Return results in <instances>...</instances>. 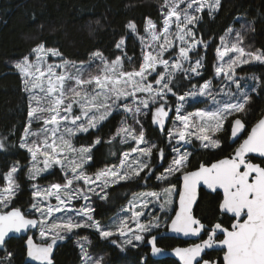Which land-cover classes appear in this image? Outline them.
<instances>
[{
  "label": "snow or ice",
  "instance_id": "1",
  "mask_svg": "<svg viewBox=\"0 0 264 264\" xmlns=\"http://www.w3.org/2000/svg\"><path fill=\"white\" fill-rule=\"evenodd\" d=\"M221 2L162 0L158 5L160 20L146 18L143 35L137 24L129 21L126 28L141 44L139 56H128L125 37L115 43L121 55L110 59L96 50L87 62L68 60L58 48L40 41L14 63L22 90L28 95L27 123L19 138V148L30 157L27 178L36 181L58 168L64 182L47 187L33 183L30 206L22 210L16 206L21 191L17 177L24 165L14 162L7 172L0 173V180L5 181L0 184V250L5 253L0 264H14V253L5 247L10 233L39 228L42 242L28 236L27 256L41 264H52L57 241L77 229H92L121 249L135 248L136 242L145 240V234L161 226L162 219L170 221L171 231L200 241L174 249L183 264H264V116L248 127L246 118L257 88L236 74L241 65L264 64V50L246 49L244 34L236 31L232 40L228 36L233 29H227V35L219 38L213 73V79L219 77L224 83L218 92L213 91L212 79L199 83L205 57L198 49L202 46L206 50L208 42L194 29L205 10L211 15L220 9ZM39 28L42 30L43 25ZM259 86L264 91V80ZM185 87L188 91L183 92ZM220 94L226 99L218 98ZM197 97L206 98L205 107L187 111L185 105ZM120 112L126 118L106 141L96 136L89 144L76 143L84 134L99 132ZM128 116L133 124L127 122ZM149 118L161 132L166 130L170 149L171 159L159 175L155 169L163 167L159 161L167 154L146 137L144 122ZM229 130L230 137L226 138L237 144L231 154L189 167V145L199 142L205 150L221 149ZM114 142L127 146L119 155L109 149L118 164H106L89 174L97 146ZM4 148L0 139V149ZM252 154H259V163ZM177 174L179 183H172ZM152 176L168 186L159 192L133 194L121 210L122 217L110 225L95 218L94 197L108 201L114 186L141 179L147 182ZM201 187L216 193L215 207L207 211L199 209ZM81 200L84 203L79 207L72 203ZM153 204L158 205L163 218L145 212ZM86 242L84 237L79 243L82 264H104L103 258H93ZM148 242L153 253L161 251L155 235H150ZM207 249L221 252L222 257L205 260L202 253Z\"/></svg>",
  "mask_w": 264,
  "mask_h": 264
},
{
  "label": "trees",
  "instance_id": "2",
  "mask_svg": "<svg viewBox=\"0 0 264 264\" xmlns=\"http://www.w3.org/2000/svg\"><path fill=\"white\" fill-rule=\"evenodd\" d=\"M162 0H0V139L4 140L5 148L0 149V173L7 172L14 163L24 165V170L17 177L21 191L18 194L17 207L26 210L30 206L31 189L27 180V166L29 155L26 150L19 148V138L27 123L28 95L22 90L21 77L18 71L10 64L27 55L30 49L40 41H44L48 47L58 48L64 57L71 61H87L92 52L100 50L105 56L114 58L121 55L115 49V43L125 37L128 56H139L140 43L135 35L129 32L126 25L134 21L140 33H143L146 18L154 21L160 20L159 7ZM203 19L196 25L197 36H202L208 42V48L203 50L205 57L204 80L212 79L214 65L217 63L216 49L220 44V37L227 34V29L240 26V20L248 23L249 28L242 31L244 34V47L256 51L264 50V0H222L221 7L215 13L209 15L207 11ZM35 16V19H33ZM43 25V29L39 25ZM254 29V30H249ZM238 71L246 75L249 85L257 88L253 95L249 112L246 118L248 127L255 123L264 113V91L260 89V82L264 80V64L253 62L238 68ZM253 77L260 78L253 80ZM197 81H193L196 83ZM187 84V81H183ZM214 83V81H213ZM188 88H183V92ZM202 100L189 105V109L203 106ZM120 114H114L99 132H91L82 135L76 143L89 144L96 136L107 140L120 126L123 118ZM146 137L158 147L164 148L166 158L159 161L163 167L155 169L159 175L168 166L171 159L170 149L164 140V134L148 121L144 122ZM10 133H12L10 135ZM222 138V148L205 150L197 146H190V168H195L201 162H212L232 153L235 144L229 142V132ZM109 149L119 155L127 150L126 145L114 142L112 145L101 144L94 150V161L87 169L94 173L106 164H118L116 156L109 155ZM255 158L254 161L260 162ZM154 163L156 162L154 157ZM51 173V174H49ZM41 178L39 182L54 181L61 183V173L57 169L51 170ZM144 175L143 173L141 174ZM172 183H179V174L171 178ZM5 181L0 180V184ZM168 185L157 181L155 176L145 182L143 179L122 183L110 190L108 201H93L95 218L105 223L111 219L121 207L125 206L133 194L144 191H161ZM216 193L200 190L199 209L207 211L215 207ZM172 213H169L171 215ZM163 218V213L160 214ZM200 215V212H197ZM168 221L162 219L161 226L152 231L150 235L166 228ZM207 223V221H204ZM133 248L128 246L123 250L110 242L99 239L95 232L78 229L74 234L67 236L62 241H57L54 246L55 253L52 264H80L81 253L76 240L87 236L91 250L106 254L107 264L124 262L146 264H179L172 258L162 261H154L149 255L148 238ZM184 242L174 237H159L157 245L163 248H173L183 245ZM5 247L14 253V264H29L25 260L24 238H11ZM5 253L0 250V256ZM207 259H220V252L212 250L206 253Z\"/></svg>",
  "mask_w": 264,
  "mask_h": 264
},
{
  "label": "rangeland",
  "instance_id": "3",
  "mask_svg": "<svg viewBox=\"0 0 264 264\" xmlns=\"http://www.w3.org/2000/svg\"><path fill=\"white\" fill-rule=\"evenodd\" d=\"M205 11H207V10H205ZM213 13H215V12H213ZM212 13V14H213ZM249 26L250 25H248V23H246L245 21H243V20H240V26L239 27H237V28H233L232 27V29H233V32L230 34V36H228V38L229 39H232V40H234V38H235V32L236 31H244V30H246L247 28H249ZM195 30V29H194ZM130 32V31H129ZM141 35H143L144 34V32L143 33H140ZM133 35H135V34H133ZM227 35V34H226ZM225 35V36H226ZM136 36V35H135ZM137 37V36H136ZM137 39H138V37H137ZM138 41H139V39H138ZM139 43H140V41H139ZM220 45H221V42H220V44H219V47H220ZM140 48H141V44H140ZM199 53H200V55H202L203 56V50H204V48L202 47V46H200L199 47ZM197 57H195V56H193V59H196ZM52 60H54L55 62H57V63H59L60 61H59V58H51ZM20 59H18V60H16V61H19ZM89 60V59H88ZM87 60V61H88ZM16 61H13L10 65L11 66H13L14 67V63L16 62ZM87 61H84V62H87ZM217 63H218V58H217ZM216 63V64H217ZM187 66V65H186ZM241 66H243V65H241ZM240 66V67H241ZM239 67V68H240ZM236 74H237V76L238 77H243V78H245L246 79V82L248 83V84H250V81H249V79H248V77L246 76V75H244V74H242V73H240L239 71H238V68H237V70H236ZM212 80L214 81V83H213V91L214 92H218L219 91V88L221 87V85H222V83H224V82H222V80H221V78H219V77H216V78H212ZM243 82H245V81H242V83ZM231 88H232V90L233 91H235V85H231ZM186 91H188V89L187 90H185L184 92H186ZM182 94V93H181ZM218 98H225L226 99V97H224L223 96V94H220V97H218ZM171 97H170V101H171ZM198 100H202V102L204 103L205 102V100H206V98L205 97H197V98H194V99H191V100H189V102H188V104H186L185 105V108L187 109V111H195V110H197V109H201V108H204L205 107V103L203 104V106H201V107H198V108H196V109H189V104H191V103H193V102H195V101H198ZM209 106H211L210 105V103H209ZM122 117L121 118H123V119H125L126 117H125V114L123 113V112H120L119 113ZM170 116H174V112H170ZM122 119V120H123ZM127 122L129 123V124H133L134 122L132 121V119H131V117L130 116H128L127 117ZM168 127H171L172 125H171V122H168V125H167ZM157 127V126H156ZM161 132V131H160ZM161 134H164V140H165V143L167 144V140H166V130H165V132H161ZM198 145V147L199 148H201L200 146H199V142H194V146H197ZM190 146H193V145H189L188 147H187V150L189 151V147ZM203 149V148H202ZM54 169H57V170H59L58 168H54ZM51 170H53V169H50L49 170V172L51 171ZM60 171V170H59ZM27 172H28V166H27ZM60 173L62 174L61 175V178H62V176H63V173L60 171ZM46 173H44L43 175H45ZM89 174H92V173H89ZM42 175V176H43ZM26 176H27V174H26ZM27 180H28V178H27ZM63 180V179H62ZM64 181H62L61 183H63ZM28 183H30V189H31V185L33 184V183H35V184H38V185H40L41 187H47V186H49L50 184H52V183H54V181H50V179H48V181H44V182H39L38 181V179L36 180V181H29L28 180ZM162 191V190H161ZM145 192V191H144ZM159 192V191H158ZM132 197L133 196H131V198L129 199V201L132 199ZM95 200H97L95 197L93 198V200H92V203H93V201H95ZM128 201V202H129ZM51 202L53 203V204H55V200H54V198H52V200H51ZM128 202L126 203V205L125 206H123V207H121L120 209H119V211L111 218V219H109L108 221H106L104 224H112L113 222H114V219L115 218H118V217H122V215H123V213L121 212V210L123 209V208H126L127 206H128ZM76 207H79L80 205H82L83 203H84V201H73L72 202ZM145 212H148V213H155V214H157V215H160L161 213L158 211V205H155V204H153V205H149V208L148 209H145ZM57 215H59V214H57ZM129 215H130V213H129ZM148 217H142L141 219L142 220H144V219H147ZM156 228H154L153 230H155ZM78 230V229H77ZM77 230H75V231H77ZM88 230H92V229H85V232H87ZM92 231H94V230H92ZM95 232V231H94ZM69 235H71V234H69ZM68 235V236H69ZM95 235L99 238V239H101L99 236H98V234L95 232ZM145 235H147V234H145ZM35 239L38 241V242H42L41 241V238H40V233H39V228H37V231L35 232ZM84 237H87V236H83V237H80V238H78L77 240H76V242H77V245L79 246V243H80V241L84 238ZM150 238V237H149ZM149 238H148V241H149ZM105 240V239H104ZM87 241L89 242V238L87 237ZM88 242H86L85 243V247H87L88 248V250H89V252H90V254L93 256V258L95 259V258H103V260H104V264H107V258L105 257V255L106 254H101L100 252H96V251H93V250H91V248H90V245H89V243ZM143 241H141V242H136L137 244H140V243H142ZM149 243V242H148ZM80 248V247H79ZM123 250V249H122ZM80 264H82V260H81V263ZM117 264H146V263H144L143 261H141V263H131V262H124V263H117Z\"/></svg>",
  "mask_w": 264,
  "mask_h": 264
},
{
  "label": "water",
  "instance_id": "4",
  "mask_svg": "<svg viewBox=\"0 0 264 264\" xmlns=\"http://www.w3.org/2000/svg\"><path fill=\"white\" fill-rule=\"evenodd\" d=\"M262 116H264V113H263ZM253 124H254V123H253ZM250 127H251V126H250ZM229 137H230V130H229ZM229 142H230L231 144H233V142H232V140H231L230 138H229ZM252 156L257 157V158H261V157L259 156V154H252ZM221 158H223V157H221ZM221 158H219V159H221ZM215 161H216V160H214V161H212V162H215ZM256 163H258V162H256ZM201 189H203V190H205V191H207V192L212 193L210 190H207L205 187H201ZM201 189H200V190H201ZM220 191H221V195H222V190H220ZM169 224H170V221L167 223L165 229H163V230H161L160 232H157V233H155V234H153V235H155V236L157 237V239H158L159 237H174V238H177V239L183 241L184 244H183V245L175 246V247L170 248V249L163 248V247H159L158 245H156L157 247H159V248L161 249V251L158 252V253H153V252L151 251V247H152V246H151L150 243H148V245H149V256H150V258H151L152 260H154V261H162V260H165V259H167V258H172V259L176 260L179 264H183V262L180 260V258L175 254L174 249H175V248H184V247H188V246H190L191 244H193V243H198V242H200V241H199L196 237H194V236H191V235H187V236H186V235H184V234H182V233H176V232L171 231V229H170V227H169ZM36 231H37V228H33L31 231H29V232H27V233H10V234H9L11 238H18V237H23V238H24L25 260H26V262L29 263V264H41L40 261H36V260H34V259L28 257V256H27V252H26V249H27L26 240H27L28 236H32L33 239H34V241H35L36 243H41V242H38V241L35 239V236H34V235H35V232H36ZM11 238H7V239H6V242H7L8 240H10ZM203 238H206V237H203ZM149 240H150V238H149ZM212 250H214V249H207V250H205V251H206V253H207V252L212 251ZM54 253H55V248L53 247V251H52V254H51V260H53ZM205 255H206V254L202 253L203 258H204L205 260H207V258H205ZM221 257H222V254H221ZM221 257H220V258H221ZM214 260H216V259H214ZM201 264H202V262H201Z\"/></svg>",
  "mask_w": 264,
  "mask_h": 264
},
{
  "label": "flooded vegetation",
  "instance_id": "5",
  "mask_svg": "<svg viewBox=\"0 0 264 264\" xmlns=\"http://www.w3.org/2000/svg\"><path fill=\"white\" fill-rule=\"evenodd\" d=\"M233 144H235V143H233ZM235 145L237 146V144H235ZM236 146H235V147H236ZM253 157H254V156H253ZM255 158H257V157H255ZM258 159H262V158H258ZM254 162H257V161H254ZM258 163H259V162H258ZM221 254H222V253L220 252V257H221Z\"/></svg>",
  "mask_w": 264,
  "mask_h": 264
},
{
  "label": "bare ground",
  "instance_id": "6",
  "mask_svg": "<svg viewBox=\"0 0 264 264\" xmlns=\"http://www.w3.org/2000/svg\"><path fill=\"white\" fill-rule=\"evenodd\" d=\"M169 222V221H168ZM148 255H149V252H148ZM150 257V256H149Z\"/></svg>",
  "mask_w": 264,
  "mask_h": 264
}]
</instances>
